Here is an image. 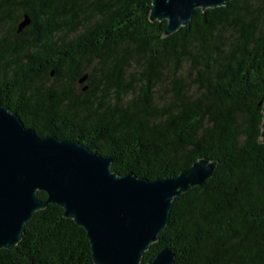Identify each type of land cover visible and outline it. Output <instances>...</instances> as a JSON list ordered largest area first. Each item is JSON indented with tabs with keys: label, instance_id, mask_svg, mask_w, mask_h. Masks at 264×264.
<instances>
[{
	"label": "trees",
	"instance_id": "obj_1",
	"mask_svg": "<svg viewBox=\"0 0 264 264\" xmlns=\"http://www.w3.org/2000/svg\"><path fill=\"white\" fill-rule=\"evenodd\" d=\"M152 2L0 0V104L38 136L112 159L119 176L217 161L174 199L142 264L162 248L173 264H264V0L196 9L172 35L150 21ZM0 264L94 262L84 229L49 204Z\"/></svg>",
	"mask_w": 264,
	"mask_h": 264
},
{
	"label": "water",
	"instance_id": "obj_2",
	"mask_svg": "<svg viewBox=\"0 0 264 264\" xmlns=\"http://www.w3.org/2000/svg\"><path fill=\"white\" fill-rule=\"evenodd\" d=\"M228 2L153 0L150 21H166L165 35H172L190 23L196 9ZM29 23L25 17L17 32ZM260 138L264 143V116ZM217 163L199 159L176 176L152 181L133 173L119 176L111 171L112 159L77 140L38 136L0 104V249L17 246L34 213L52 204L84 229L94 264H142L168 223L174 199L212 178ZM37 192L46 198L37 199ZM174 259L162 248L147 264H173Z\"/></svg>",
	"mask_w": 264,
	"mask_h": 264
}]
</instances>
